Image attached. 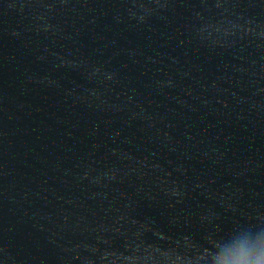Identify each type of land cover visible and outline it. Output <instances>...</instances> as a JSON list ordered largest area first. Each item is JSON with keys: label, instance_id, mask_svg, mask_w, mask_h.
Segmentation results:
<instances>
[{"label": "water", "instance_id": "water-1", "mask_svg": "<svg viewBox=\"0 0 264 264\" xmlns=\"http://www.w3.org/2000/svg\"><path fill=\"white\" fill-rule=\"evenodd\" d=\"M264 224V23L0 62V264H214Z\"/></svg>", "mask_w": 264, "mask_h": 264}, {"label": "clouds", "instance_id": "clouds-1", "mask_svg": "<svg viewBox=\"0 0 264 264\" xmlns=\"http://www.w3.org/2000/svg\"><path fill=\"white\" fill-rule=\"evenodd\" d=\"M246 238L233 242L235 233L226 237L219 248H213L214 264H264V224L247 225Z\"/></svg>", "mask_w": 264, "mask_h": 264}]
</instances>
